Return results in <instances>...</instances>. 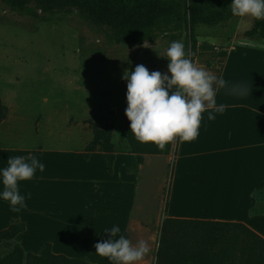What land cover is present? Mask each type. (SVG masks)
<instances>
[{
    "label": "rangeland",
    "instance_id": "obj_1",
    "mask_svg": "<svg viewBox=\"0 0 264 264\" xmlns=\"http://www.w3.org/2000/svg\"><path fill=\"white\" fill-rule=\"evenodd\" d=\"M252 20L238 17L195 29L196 66L222 75L229 85L246 86L249 94L239 97L221 89L216 100L226 110L212 121L203 114L198 137L179 140L175 158L172 151L145 154L136 165L123 125L126 81L121 77L138 64L167 73L164 56L170 42L116 45L74 15L33 20L9 12L0 2V100L6 105L0 103L3 126H8L0 130V167L10 156H36L45 164L43 172L20 182L21 194H31L25 209L12 212L0 200V230L14 221L25 224L13 240L0 243V256L14 246L39 254L49 243L67 257L104 258L94 245L108 239L104 230L113 225L133 243L159 239L161 221L189 209L191 200L182 197L179 183L194 175H220L221 164L212 163L215 156L206 139L221 141L240 129L264 130V41L241 37ZM187 34L185 29L176 41L185 45ZM88 120L112 126L113 175L100 152L84 157L91 140ZM195 205H190L191 215H207ZM260 207L264 209V200ZM256 222L264 227V215ZM140 264H151L150 257Z\"/></svg>",
    "mask_w": 264,
    "mask_h": 264
},
{
    "label": "trees",
    "instance_id": "obj_2",
    "mask_svg": "<svg viewBox=\"0 0 264 264\" xmlns=\"http://www.w3.org/2000/svg\"><path fill=\"white\" fill-rule=\"evenodd\" d=\"M9 12L33 20L74 15L81 22L100 29L104 38L116 45H143L164 39H177L187 29L186 52L193 62L196 54L197 26L216 27L235 20L227 7L231 0H0ZM241 37L264 41V20L253 18L252 26ZM0 103V123L4 119ZM125 112V110H124ZM125 114L123 125L135 164L143 155H167L171 144L159 150L152 143H140L129 129ZM91 140L85 157L102 154L111 174L115 160L111 142L112 126L99 127L86 121ZM264 186V182L260 187ZM25 230L22 222H10L0 230V243L13 240ZM156 264H264V240L240 223L186 220L165 217L159 230ZM0 264H93L81 259L54 254L49 243L39 254L14 246Z\"/></svg>",
    "mask_w": 264,
    "mask_h": 264
},
{
    "label": "clouds",
    "instance_id": "obj_3",
    "mask_svg": "<svg viewBox=\"0 0 264 264\" xmlns=\"http://www.w3.org/2000/svg\"><path fill=\"white\" fill-rule=\"evenodd\" d=\"M234 17H252L264 20V0H231L227 6ZM214 43V41H209ZM182 40L171 41L164 58L167 73L151 71L138 64L132 71L125 69L121 79L126 81L125 116L134 138L140 143H152L159 150L175 140L192 141L199 135L203 114L209 121L223 114L226 106L218 104L217 93L227 89L230 94L244 97L246 86L232 84L222 75L198 67L188 57ZM45 164L36 156H10L0 167V200L7 201L9 210L20 212L27 207L31 194H21L20 182L31 180ZM108 239L95 243V253L107 258L111 264H140L150 257L156 264L158 237L140 239L133 243L121 228L113 225L104 230Z\"/></svg>",
    "mask_w": 264,
    "mask_h": 264
},
{
    "label": "crops",
    "instance_id": "obj_4",
    "mask_svg": "<svg viewBox=\"0 0 264 264\" xmlns=\"http://www.w3.org/2000/svg\"><path fill=\"white\" fill-rule=\"evenodd\" d=\"M176 40L165 39L158 46ZM150 50H153V48H150L146 53ZM198 54L199 42H197L196 54L193 59L194 64H196ZM0 102L6 105L4 100H0ZM254 115H250L249 120H253ZM3 128L8 129V126H3L2 120L0 130ZM231 134V136L221 139V141H216L214 138L206 139L208 151H210L208 153L213 157L215 156L212 163L214 165L217 163L221 164L220 175L217 174V177L207 174L202 177L194 175L179 183L178 188L179 192H182V197L192 202L196 201L195 209L198 210V213L207 215H191L193 211L190 207L192 203L190 201L189 209H182L181 213H179L180 215H170L168 217L240 223L264 240V227L259 229L256 222V219H261L264 215V209L260 207L264 200V186L260 187L264 182V130L240 129L234 130ZM226 139L227 141L225 142ZM178 141L175 140L171 144L170 152L172 151V157L176 154ZM116 162L115 155L112 173L109 174L107 172L109 175L114 174ZM186 210H189L188 213ZM7 227L5 225L4 229ZM52 252L54 254H62L60 252L57 253L54 249H52ZM76 259L93 264H111V261L107 258Z\"/></svg>",
    "mask_w": 264,
    "mask_h": 264
},
{
    "label": "bare ground",
    "instance_id": "obj_5",
    "mask_svg": "<svg viewBox=\"0 0 264 264\" xmlns=\"http://www.w3.org/2000/svg\"><path fill=\"white\" fill-rule=\"evenodd\" d=\"M57 248V247H56ZM59 250V249H58Z\"/></svg>",
    "mask_w": 264,
    "mask_h": 264
}]
</instances>
